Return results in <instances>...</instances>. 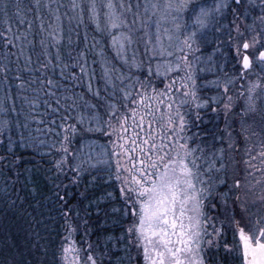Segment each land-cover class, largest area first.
<instances>
[{"label":"snow or ice","instance_id":"snow-or-ice-1","mask_svg":"<svg viewBox=\"0 0 264 264\" xmlns=\"http://www.w3.org/2000/svg\"><path fill=\"white\" fill-rule=\"evenodd\" d=\"M0 179V264H264V0H0Z\"/></svg>","mask_w":264,"mask_h":264},{"label":"rangeland","instance_id":"rangeland-1","mask_svg":"<svg viewBox=\"0 0 264 264\" xmlns=\"http://www.w3.org/2000/svg\"><path fill=\"white\" fill-rule=\"evenodd\" d=\"M206 119H212L215 123H218L219 126L222 128L224 125H223V116L221 114V116L219 117V119H217L214 115L212 114H209L208 116L205 117ZM202 127H207L209 129H211L212 127V124L209 123V124H206V125H202Z\"/></svg>","mask_w":264,"mask_h":264},{"label":"trees","instance_id":"trees-1","mask_svg":"<svg viewBox=\"0 0 264 264\" xmlns=\"http://www.w3.org/2000/svg\"><path fill=\"white\" fill-rule=\"evenodd\" d=\"M0 183H2V179H0ZM18 239H20V238L18 237ZM0 240H3V235L2 234H0Z\"/></svg>","mask_w":264,"mask_h":264}]
</instances>
